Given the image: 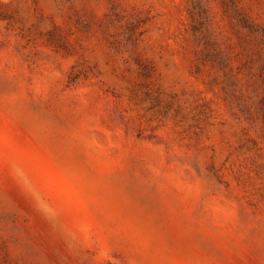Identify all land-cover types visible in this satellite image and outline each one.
<instances>
[{"label":"rangeland","instance_id":"1","mask_svg":"<svg viewBox=\"0 0 264 264\" xmlns=\"http://www.w3.org/2000/svg\"><path fill=\"white\" fill-rule=\"evenodd\" d=\"M0 264H264V0H0Z\"/></svg>","mask_w":264,"mask_h":264}]
</instances>
